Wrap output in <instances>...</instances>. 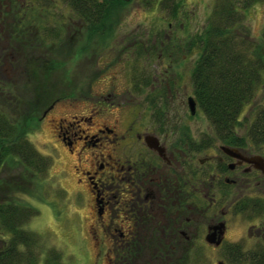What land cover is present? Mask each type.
<instances>
[{"label":"rangeland","instance_id":"374dc122","mask_svg":"<svg viewBox=\"0 0 264 264\" xmlns=\"http://www.w3.org/2000/svg\"><path fill=\"white\" fill-rule=\"evenodd\" d=\"M139 1L130 0L125 8L116 12L113 16L116 22L113 23L108 35L103 37L104 39L102 35H90L88 40L86 37L89 34L83 28H79L80 22L69 17L68 7L59 2L54 7H57L54 15L57 16L62 12L66 20H64V31L55 40L45 42L42 35L40 38L41 36L36 34L35 29L31 31L28 29L30 32L26 29L23 35L19 34L15 37V32L10 28L11 24L0 26V112L17 125L18 131L21 128L23 130L25 126L23 133L26 139L37 152L50 160L49 168L42 175L33 176L14 159H7L0 167V199L13 200L29 207L33 212L25 229L39 238L36 248L37 264H107L105 254L108 251L99 244L94 245L96 241L99 243L102 235L98 230L91 229L95 225V215L91 208L90 195L87 194V189L83 193L76 184L77 177L72 170V166H76L74 159L76 157H70L67 149H64L60 143L56 133V118L67 117L65 115L89 116L90 108H94L97 113V108L100 109V95L108 94L114 89L119 98H123L122 110L128 112L138 101L129 73L134 71L133 67H138L147 75L150 74V77L155 67L158 66L161 71L153 55L159 53L160 48L165 46L166 40L172 41L170 28L166 31V23L167 20L171 24L173 22L166 17L163 10H158V6L152 10H145L140 6ZM174 1L181 6L179 17L183 25V31L178 28L176 34H179L180 38L183 36L189 38L199 33L205 25L212 0ZM37 14L34 10V17ZM244 16L252 36L260 40L264 47V35H262L264 3L251 7L244 12ZM43 22L40 25L43 26ZM34 23L35 26L37 23ZM47 26L50 29L52 27V25ZM159 32L162 34L159 36L162 40L160 46L158 43L161 40H158L156 34ZM164 33L167 34L166 37ZM135 46H139L138 50ZM196 57L197 52L192 49L191 53L180 61L181 63L171 64L172 71H177L182 76L176 104L183 100L186 78L191 72ZM166 64L170 65V62L163 63L164 66ZM37 66L48 67L49 71L44 73V81L41 79V73L37 71ZM188 87H190L189 81L186 91L190 90ZM72 91L76 92L74 99L61 98L62 100L55 102L47 114L41 117L42 110L58 94L66 95ZM147 93V90H143V96ZM115 100L116 98H111L108 102ZM259 108H264V83L252 101L243 109L236 129L238 136L244 135L246 126ZM140 110L143 121L141 131L147 128L150 131L152 122L148 118V109ZM101 115L106 116L109 113ZM95 119L94 117L93 120ZM183 124L192 136L202 133L205 144H208L207 141L210 140L208 136L212 132L203 113L189 116ZM72 125L75 131L84 127L80 122ZM218 145L220 143L216 142L214 148L217 149ZM262 150L260 148L258 152ZM213 151L206 150L197 154L195 158L203 159L204 156L212 155ZM208 167L212 168L213 165ZM208 181L206 179V183ZM216 188L217 185L214 184L211 194L219 199L222 195L216 191ZM251 189L249 188V191L240 187L231 188L230 191L226 189L224 200L215 207L213 213L211 212L215 215L214 219H226V244L240 243L238 244L242 247L240 252L235 254L232 250L211 247L204 243L206 226L210 222L209 219L213 218L210 217L196 221L199 223L197 232L190 233L196 244L194 249L191 250L190 247L187 250V253L191 254L189 259L192 256L195 260L200 258L199 264H218V262L241 264L235 260L238 254L245 255L250 252L264 254V243L259 242V245L255 246L258 241L254 239L256 232L260 237L264 236V215L258 219L249 217L246 219L231 212L234 202L237 203L244 198L249 199L255 194ZM226 210H228L227 216L221 217L220 212ZM110 252L112 253L110 257L114 259L113 251Z\"/></svg>","mask_w":264,"mask_h":264},{"label":"flooded vegetation","instance_id":"af4514ba","mask_svg":"<svg viewBox=\"0 0 264 264\" xmlns=\"http://www.w3.org/2000/svg\"><path fill=\"white\" fill-rule=\"evenodd\" d=\"M33 9L35 4L31 0H0V26L11 24V31L14 32L13 25L27 24L29 20L35 22L34 17L30 18L29 10ZM38 17L41 21H36L42 23L43 14H37ZM14 35L18 37V34ZM170 36V39L173 37L172 41L166 40L159 53L151 54L161 71L158 66L155 67L151 77L138 67H133L134 71L129 72L138 101L128 112L122 110L123 98H119L114 89L100 95L97 113L94 108H90L89 116L65 115L67 117L56 118V133L60 143L70 157H76V166H72L77 177L76 184L83 193L87 189L90 195L95 215V225L91 229L98 230L102 235V241H96L94 245L99 244L108 251L105 254L107 264H190L195 261L199 264L200 258L189 259L187 250L190 247L194 249L196 244L191 237L199 227L196 221L210 217L213 218L209 219L206 226L204 243L224 250L240 249V243L226 244V219H214L215 215L211 214L224 200L226 189H257L249 199L260 201L261 212L247 216L246 212L236 211L235 202L232 203L231 212L246 219H258L264 215V171L246 162L252 157H260L264 161V149L259 153L249 145L234 148L218 141H212L205 147L202 133L194 136L190 134L183 122L189 116H197L201 110L193 95L190 72L183 93L185 98L176 104L182 76L172 71L171 64L183 61L187 54L173 49V39L177 37ZM174 44L179 46L178 41ZM158 45H162V40ZM164 62H170V65L164 66ZM37 71L43 80V67L37 66ZM188 81L190 90L186 91ZM143 90L148 91L145 96ZM75 95L73 91L66 95L58 94L42 110L41 117L47 114L55 102L64 98L74 99ZM111 98L116 100L108 102ZM190 102L193 103V114L190 112ZM140 107L148 109V118L152 122L150 131L148 128L141 131L143 121ZM102 113L109 115L102 116ZM79 122L84 127L75 131L72 124ZM208 137L213 138L212 133ZM216 142L220 143L217 149L214 148ZM149 143L155 148H151L154 146H149ZM221 147L234 150L241 159L226 155ZM211 149L218 153L213 151L212 155L204 156L203 159L195 158L197 154ZM214 184L217 185L216 191L222 195L219 199L211 194ZM227 214L228 210L220 212L221 217ZM220 223L224 228L219 244H208L205 241L208 228ZM215 234L217 237L216 231ZM254 239L258 241L255 246L259 242L264 243V236L260 237L258 232ZM109 250L113 251L114 259L110 257L112 253ZM257 255L246 253L243 259L247 264L249 256Z\"/></svg>","mask_w":264,"mask_h":264},{"label":"trees","instance_id":"16d2710c","mask_svg":"<svg viewBox=\"0 0 264 264\" xmlns=\"http://www.w3.org/2000/svg\"><path fill=\"white\" fill-rule=\"evenodd\" d=\"M128 1L130 0H31L35 4V9L29 10L30 18L34 17V10L38 14L42 13L44 25L36 21L39 18L36 15L35 26L34 20H29L27 24L13 25L12 30L19 35L23 34L24 28L30 31L35 29L36 34L42 35L45 42L57 39L65 29L66 20L62 12L54 15L57 8L54 7L59 2L68 7L69 17L80 22L79 28H83L89 34L86 37L88 40L90 35H102L103 38L116 22L113 16L125 8ZM139 2L145 10H152L158 6V10H163L166 17L172 20L173 24L167 20L166 31L170 28L169 34L177 37L172 43L174 50L185 54H190L192 49L197 52L189 81L197 105L209 122L213 136L207 141L208 144L204 142V146H209L212 141H218L234 148L249 145L257 151L260 148L264 149V108L254 112L243 136L236 133L244 107L252 101L264 83V47L260 40L252 36L244 16L245 11L264 3V0H212L204 27L189 38L186 36L180 38L179 34H176L178 28L183 31L179 17L181 6L178 2L174 0ZM47 25H52L51 29ZM156 34L158 39L162 35L161 32ZM177 41L179 46L174 44ZM138 48L139 46H135L136 50ZM42 67L43 73L46 74L49 71L48 67ZM23 130L21 128L18 131L17 125L0 112V167L7 159H14L33 176L42 175L49 168L50 160L37 152L24 136ZM256 190L254 192H257ZM234 207L237 212H246L247 216L258 214L262 210L257 199H242ZM32 215L29 207L13 200L0 199V264H37L36 248L39 238L25 229ZM231 250L235 254L240 251ZM238 255L235 258L236 262L246 264L243 259L245 256ZM248 258L250 260L247 264H264V256L261 254ZM195 263L197 264V261L191 264Z\"/></svg>","mask_w":264,"mask_h":264},{"label":"water","instance_id":"95a60500","mask_svg":"<svg viewBox=\"0 0 264 264\" xmlns=\"http://www.w3.org/2000/svg\"><path fill=\"white\" fill-rule=\"evenodd\" d=\"M189 107H190L191 114H193V103L190 102ZM149 146H154V145H151L149 143ZM151 148H155V146ZM220 149L222 150L223 153H225L226 155L230 157L241 159L240 155L234 152V150H231L227 147H221ZM158 151L161 152V150H158ZM246 162L249 164H252L255 169L264 171V161L260 157H252L246 160ZM229 167L232 168V165H230ZM223 228L224 226L222 223L212 228H208V233L205 236V241L210 245H214V246L218 245L223 235ZM210 230H212L213 232L210 233L209 232ZM215 231L217 232V237H216Z\"/></svg>","mask_w":264,"mask_h":264}]
</instances>
